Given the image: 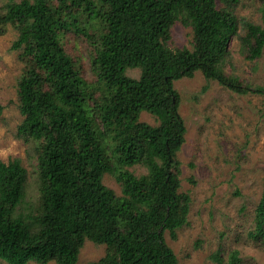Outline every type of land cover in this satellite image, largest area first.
Instances as JSON below:
<instances>
[{
    "label": "trees",
    "instance_id": "1",
    "mask_svg": "<svg viewBox=\"0 0 264 264\" xmlns=\"http://www.w3.org/2000/svg\"><path fill=\"white\" fill-rule=\"evenodd\" d=\"M98 1L12 0L0 7V34L16 27L12 48L31 59L19 80L18 136L40 141L36 202L26 199L22 160H0V258L10 264H75L88 240L107 245L93 264H179L166 233L176 237L188 222L191 198L181 190L178 152L187 125L176 81L201 71L235 91L251 90L223 64L234 36L246 58L262 55L264 2L257 24L238 21L240 0ZM76 11L104 24L92 60L107 86L101 96L62 42L65 29L92 37ZM177 22L192 28V48L170 45ZM252 90L264 94V85ZM3 109L0 103V115ZM144 110L156 124L141 120ZM139 163L145 173L131 169ZM106 173L121 183V195L104 182ZM251 233L264 236V182ZM238 254L215 257L238 264Z\"/></svg>",
    "mask_w": 264,
    "mask_h": 264
},
{
    "label": "rangeland",
    "instance_id": "2",
    "mask_svg": "<svg viewBox=\"0 0 264 264\" xmlns=\"http://www.w3.org/2000/svg\"><path fill=\"white\" fill-rule=\"evenodd\" d=\"M12 0H0L2 10ZM20 1V0H13ZM57 3L58 0H51ZM98 1V0H96ZM99 2V1H98ZM264 0H240L235 14L238 21L263 23L261 6ZM100 3V2H99ZM77 24L92 37L75 31H62V42L79 73L90 88L101 96L107 86L98 79L92 65L96 55V35L104 31L100 20L76 11ZM169 43L173 47L194 44L190 26L177 22L172 26ZM19 31L12 24L0 34V160L15 157L27 168L26 199L38 201V140L25 141L18 136L23 120L19 107V80L31 63L24 49H13ZM224 60L227 72L238 75L251 90L241 93L201 71L176 81L181 95L180 111L187 125L186 141L178 152L181 162V190L190 195L188 222L178 229L176 237L166 239L177 254L179 264H219L233 251L239 252L238 264H264V236H253L255 209L261 198L264 182V94L252 90L264 85V49L260 57L248 59L241 50V41L234 36ZM128 74L137 76L138 69ZM141 120L157 123L155 115L144 110ZM145 173L142 163L131 168ZM104 182L122 194V186L113 174L106 173ZM107 252L106 244L88 240L75 264H93ZM0 264H10L0 258ZM29 264H43L30 262ZM44 264H61L50 261Z\"/></svg>",
    "mask_w": 264,
    "mask_h": 264
}]
</instances>
